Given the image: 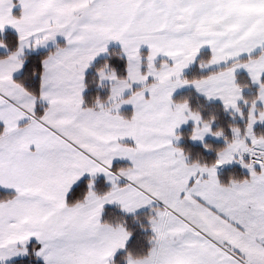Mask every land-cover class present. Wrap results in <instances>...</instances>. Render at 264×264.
Instances as JSON below:
<instances>
[{
  "label": "snow or ice",
  "instance_id": "snow-or-ice-1",
  "mask_svg": "<svg viewBox=\"0 0 264 264\" xmlns=\"http://www.w3.org/2000/svg\"><path fill=\"white\" fill-rule=\"evenodd\" d=\"M0 264H264V0H0Z\"/></svg>",
  "mask_w": 264,
  "mask_h": 264
}]
</instances>
